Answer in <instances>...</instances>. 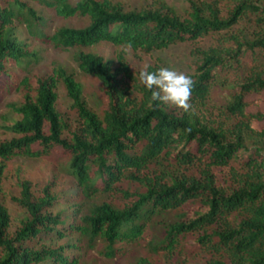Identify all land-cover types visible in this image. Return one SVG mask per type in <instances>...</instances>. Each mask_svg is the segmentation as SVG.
Instances as JSON below:
<instances>
[{"label": "trees", "instance_id": "1", "mask_svg": "<svg viewBox=\"0 0 264 264\" xmlns=\"http://www.w3.org/2000/svg\"><path fill=\"white\" fill-rule=\"evenodd\" d=\"M58 16L86 17L85 27L45 33V21L24 0H0V80L7 64L32 54L16 37L15 23L61 49H81L77 67L101 85L98 110L89 105L73 73L54 66L35 82L24 77L22 102L9 104L20 116L3 125L0 139V196L6 162L41 159L59 152L79 190L69 222L52 209L60 200L51 180L39 188L20 182L11 200L23 210L12 231L11 214L0 198V264H83L75 251L87 242L106 247L103 255H125L119 243L136 244L150 231L154 254L185 264L207 253L205 264H264V112H249L246 97L264 92V0H188L184 12L163 0L126 9L112 0H33ZM246 22L253 33L237 30ZM209 44L203 46L204 39ZM102 42L149 54L175 45L193 46V80L188 111L171 104L149 106L151 91L119 56L112 59L83 48ZM161 66H149V72ZM62 85L77 118L74 128L57 108ZM221 92L218 113L209 112ZM218 95V94H217ZM257 147L247 152L248 144ZM108 199L97 201L98 197ZM89 204L85 208L86 204ZM67 238L50 246L45 236ZM177 257V259H175ZM137 264H153L139 258Z\"/></svg>", "mask_w": 264, "mask_h": 264}, {"label": "rangeland", "instance_id": "2", "mask_svg": "<svg viewBox=\"0 0 264 264\" xmlns=\"http://www.w3.org/2000/svg\"><path fill=\"white\" fill-rule=\"evenodd\" d=\"M36 12L44 18L42 30L47 34H53L61 27H85L89 20L86 17L74 16L63 18L58 16L53 9L45 8L37 4L33 0H24ZM71 3H76L79 0H70ZM115 3H121L126 9H142L153 4L154 0H112ZM171 6L176 7L184 12L189 8L188 0H163ZM237 30H244L253 33V27L246 22L236 27ZM16 37L19 41L26 44V49L32 54L30 60H23L21 64L9 62L7 64L8 75L1 77L0 80V139L11 138L12 135L3 128V125H11L20 119V116L15 113L9 104L19 105L22 102V86L20 82L24 77L30 78L35 82L39 76L50 74L53 67L58 65L65 68L68 72L73 73L77 80L81 82L84 88V96L91 107L98 110L104 99L103 91L100 83L93 77L83 74L77 67L76 55L81 49H61L53 46L51 43L43 42L40 39L30 34L25 24L15 23ZM210 39H204L202 45L209 44ZM193 48L191 45L180 44L172 46L165 50L153 51L149 54L139 50L128 49L125 46H114L110 43L102 42L91 48H83L84 51L94 52L105 59H112L114 67L118 66L119 56L123 57L126 62L135 71L147 69L149 66L168 67L170 69L182 72L188 75L192 71L193 58L190 51ZM264 64V55L262 54L257 64ZM58 101L57 108L63 119L71 125L72 128L76 125L77 114L72 107V102L68 98L65 89L60 85L57 89ZM218 94V95H217ZM215 94L214 102L211 101L209 112L218 113L217 107L220 103L221 92ZM248 102L247 110L249 112H264V92L250 93L246 97ZM258 130L264 127V123L255 122L253 124ZM257 145L249 143L247 152H251ZM65 157H62L59 152H54L48 157L41 159L31 158H15L6 162L5 171L2 181L1 200L8 208L12 217V228L14 231L18 225L19 218L23 215V210L19 208L11 197L18 196L20 192V182L23 179H29L33 182L35 188H39L48 181L54 180V190L60 195V200L55 204L52 211L55 214H61L69 222L73 220L74 202H79V190L73 178L69 175L66 169ZM1 163V161H0ZM108 199V197H98L97 201ZM88 203L85 208L88 207ZM150 231L147 237L136 244L119 243L118 248L125 250V255L122 257L110 259L103 255L106 245L103 242H98L94 248L87 246V242L72 238L70 242H77L80 249L75 251L76 255L80 256L83 264H137L139 258L147 257L153 264H175L170 258L161 254H154L147 247V240L151 239ZM67 238L58 239L56 235L45 236L42 243L45 245H58L64 243ZM185 264H205L209 255L207 253H198L185 257H178ZM177 259V257H175ZM180 264V263H179Z\"/></svg>", "mask_w": 264, "mask_h": 264}, {"label": "clouds", "instance_id": "3", "mask_svg": "<svg viewBox=\"0 0 264 264\" xmlns=\"http://www.w3.org/2000/svg\"><path fill=\"white\" fill-rule=\"evenodd\" d=\"M127 48L131 49L130 43ZM139 78L140 82L151 91L150 107L153 106V102H159L156 107L171 104L184 111L190 109L193 88V80L190 76L168 67H160L155 72L142 69Z\"/></svg>", "mask_w": 264, "mask_h": 264}]
</instances>
